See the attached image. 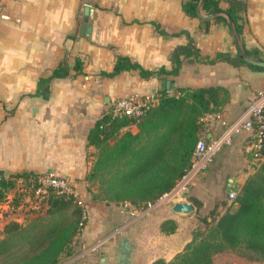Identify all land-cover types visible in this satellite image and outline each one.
Returning a JSON list of instances; mask_svg holds the SVG:
<instances>
[{
    "label": "crops",
    "instance_id": "crops-1",
    "mask_svg": "<svg viewBox=\"0 0 264 264\" xmlns=\"http://www.w3.org/2000/svg\"><path fill=\"white\" fill-rule=\"evenodd\" d=\"M0 1L11 15L0 21V168L4 175L54 171L67 176L76 184L86 210L76 252L59 264H151L160 257L172 259L192 239L194 228L204 227L199 215L215 207L220 185L225 184L226 190L232 178L231 189L239 191L254 172L248 131L235 133L233 142L214 154L212 172L180 180L145 209L92 198L86 176L99 149L88 143V133L121 97L152 94L157 100L161 87L174 93L177 86L224 84L230 100L220 112L205 116L209 135L216 136L242 116L263 89L264 70L184 56L178 75L159 74L162 67L172 68V51L188 42V35L179 33L182 30L195 36L203 56L238 52L227 23L215 21L208 32L203 31L200 18L188 15L182 0ZM245 1L242 38L247 48L264 54V0ZM85 4L94 8L91 31H83ZM227 5L222 1L223 7ZM118 54L155 72L149 77L135 69L101 74L113 70ZM77 57L84 62L82 72L71 69L70 77H53L63 61L72 65ZM41 78L48 80V89L38 90ZM127 128L138 131L136 124L123 131ZM195 198L202 200L201 207ZM179 201L192 202L194 210L176 212L173 205ZM217 210L224 211L223 205ZM166 219L176 221L174 232L162 229Z\"/></svg>",
    "mask_w": 264,
    "mask_h": 264
},
{
    "label": "trees",
    "instance_id": "trees-1",
    "mask_svg": "<svg viewBox=\"0 0 264 264\" xmlns=\"http://www.w3.org/2000/svg\"><path fill=\"white\" fill-rule=\"evenodd\" d=\"M198 1L182 0V6L188 15L200 18L203 31L208 32L215 21L230 26L223 15L201 18L196 9ZM222 1L228 5L223 7ZM247 5L245 0H205L204 11L226 10L242 37ZM179 33H186L189 40L172 51V68L162 67L159 74L178 75L184 56L199 62L226 60L264 70V66L246 61L239 53L221 51L215 57L203 56L195 36L186 30ZM246 50L253 57L264 59L258 50L247 47ZM83 63L80 57L72 65L63 61L54 70L53 77H70L71 69L80 73ZM132 69L144 77L155 72L130 56L118 54L113 70L101 74L114 76ZM43 88L48 89L46 78L38 83V90ZM230 97L231 92L224 84L177 86L174 93L168 87H161L157 100L141 116L118 115L114 106L105 110L88 133V143L99 149L86 176L92 198L145 209L170 192L192 166L198 139L210 138L211 126L205 116L220 112ZM132 124L138 126V131L130 128L123 131ZM40 174L20 171L0 176V202H9L17 210L28 196L35 195ZM194 200L198 208L202 206V200ZM45 201L44 214L26 222L11 218L4 224L0 231V264H59L64 256L75 254L76 237L87 221L84 205L75 196L53 190ZM219 205H223L224 211L217 210ZM199 219L204 227L194 228L193 237L183 250L170 260L160 257L151 264H215V255L221 252H234L248 260L264 262V158L257 162L234 199L217 200L215 207ZM176 228L173 219H166L162 224L167 232H174Z\"/></svg>",
    "mask_w": 264,
    "mask_h": 264
},
{
    "label": "built area",
    "instance_id": "built-area-1",
    "mask_svg": "<svg viewBox=\"0 0 264 264\" xmlns=\"http://www.w3.org/2000/svg\"><path fill=\"white\" fill-rule=\"evenodd\" d=\"M10 18L11 15L5 10L0 1V21L8 20ZM155 101L156 99L152 94L121 97L114 104V112L118 115L126 114L130 116H141ZM241 130L248 131L250 151L254 154V164L256 165L259 160L264 158L262 154L264 143L263 89L253 98L242 116L229 123L220 134L210 136L209 139H206L205 137L198 139L193 155V164L181 180H186L190 175L204 170L212 160L214 154L223 145L231 144L233 142L234 134ZM52 190L57 194L75 196L79 199V193L76 187L68 178L57 172L49 171L41 173L38 176V186L35 195L26 198V201L30 204V208L39 210L42 207V203L46 204L45 200ZM237 192L236 189H231L228 192L229 198L234 199ZM16 211L17 210H15L9 202H0V219H5L8 216L12 217V215L16 214Z\"/></svg>",
    "mask_w": 264,
    "mask_h": 264
},
{
    "label": "water",
    "instance_id": "water-1",
    "mask_svg": "<svg viewBox=\"0 0 264 264\" xmlns=\"http://www.w3.org/2000/svg\"><path fill=\"white\" fill-rule=\"evenodd\" d=\"M204 2L205 0H199L198 4H197V13L201 18L204 19H210V18H214L217 17L219 15H223L226 16L230 26H231V31L237 46V53L241 54L244 59L250 63L256 64V65H261L264 66V59H260V58H255L252 55H250L248 53V51L246 50L245 44L243 42V39L241 37V34L238 30V27L235 23L234 18L224 9L222 10H217L211 13H206L204 11ZM94 15V8L88 4H85L84 6V24H83V31H91L92 27L89 25V19L92 18ZM79 27H80V21H77V26H76V32L79 31ZM171 80L167 79V85L170 86ZM51 88H53V80L50 82ZM4 175V170L0 168V176ZM233 180L232 178H230V181L226 187V191L229 192L232 188V183ZM173 209L176 212H184V213H190L192 210H194V204L192 202L189 201H179L176 202L173 205Z\"/></svg>",
    "mask_w": 264,
    "mask_h": 264
},
{
    "label": "rangeland",
    "instance_id": "rangeland-1",
    "mask_svg": "<svg viewBox=\"0 0 264 264\" xmlns=\"http://www.w3.org/2000/svg\"><path fill=\"white\" fill-rule=\"evenodd\" d=\"M263 90H264V86H263ZM225 145H227V144H225ZM225 145H223V146H225ZM213 169H214V164H212V162H210L207 165V167L204 170L200 171L199 173H202V174L203 173L205 174V172L209 173V172H212ZM217 191H219V197H217L218 200L227 199V200L231 201L229 196L226 194L227 192L225 190V184L224 185L221 184L220 187L217 189ZM45 209H46L45 203H42V207L39 210H35V209L30 208V204L28 201H25V203L22 204L17 209L16 214L12 215V217L8 216L7 218L3 219L4 221L0 222V224L6 223L11 218H16L20 221L26 222L27 220H29L30 218H32L35 215L44 214ZM199 221H200V219H199ZM214 263L215 264H264V262H261V261L248 260L247 258L242 257V256H240L234 252H223V253H219V254L215 255Z\"/></svg>",
    "mask_w": 264,
    "mask_h": 264
}]
</instances>
